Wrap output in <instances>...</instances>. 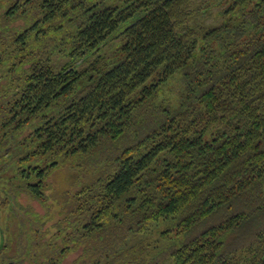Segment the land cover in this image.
<instances>
[{"label":"trees","instance_id":"trees-1","mask_svg":"<svg viewBox=\"0 0 264 264\" xmlns=\"http://www.w3.org/2000/svg\"><path fill=\"white\" fill-rule=\"evenodd\" d=\"M192 2L0 0V264H264V0Z\"/></svg>","mask_w":264,"mask_h":264},{"label":"rangeland","instance_id":"rangeland-1","mask_svg":"<svg viewBox=\"0 0 264 264\" xmlns=\"http://www.w3.org/2000/svg\"><path fill=\"white\" fill-rule=\"evenodd\" d=\"M214 0H193L192 2V8L195 12L196 19L205 24H218L221 22L222 17L220 15V6H213ZM64 59H61L63 61ZM178 79H173V82L166 87V96L169 97V91L173 92L179 89V82ZM170 89V90H169ZM165 95H162L160 99L164 98ZM82 170V169H81ZM82 172V173H81ZM80 172L78 167H75L73 165L65 164L60 168H57L53 171L50 181L53 183L54 193L57 194L58 197H63V192L66 195V198L73 199V195H68L69 193H73L76 190L79 189L80 186L85 185L87 182L91 180L90 177L84 176L83 170ZM53 196V193H51ZM23 202L25 204H30L32 207H34L36 210H39L41 213H44V211L41 208V205L36 200H31L28 198H24ZM55 208V207H54ZM56 209V208H55ZM6 212L0 209V225L3 226V231H6V228H10V233L7 234L8 237L6 238H13V246L11 250L14 249L15 242L20 243L23 248L26 247V232H21V227L18 223V217L17 220L11 217L10 219L6 220ZM163 222L160 223H152L150 225V228L146 230L143 234H140L137 238H128L127 240V246H131L135 244V242H138L140 238H145L149 236L150 242L148 245V250H155L159 249L161 246L165 245L167 243L166 239L161 238L159 242L157 243L155 240H158L160 238V235L156 233L158 231V227H160ZM8 224V225H7ZM3 232V233H5ZM10 234V235H9ZM154 234V235H153ZM154 236V238H153ZM174 236V232H172L171 237ZM47 248V247H46ZM40 249H45V247H41ZM40 252L38 250V247L35 249V253ZM43 252V251H42ZM171 260H168L165 264H171Z\"/></svg>","mask_w":264,"mask_h":264},{"label":"flooded vegetation","instance_id":"flooded-vegetation-1","mask_svg":"<svg viewBox=\"0 0 264 264\" xmlns=\"http://www.w3.org/2000/svg\"><path fill=\"white\" fill-rule=\"evenodd\" d=\"M3 226L2 225H0V253H1V250H2V246H3V244H5V241L3 240L5 237L4 236H6V234H4L3 232H5V231H3Z\"/></svg>","mask_w":264,"mask_h":264}]
</instances>
